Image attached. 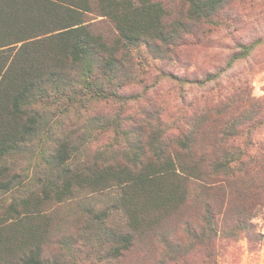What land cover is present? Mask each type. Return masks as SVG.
Wrapping results in <instances>:
<instances>
[{"label": "trees", "instance_id": "obj_1", "mask_svg": "<svg viewBox=\"0 0 264 264\" xmlns=\"http://www.w3.org/2000/svg\"><path fill=\"white\" fill-rule=\"evenodd\" d=\"M184 5L182 13H175L163 0H0V264H51L46 247L54 234L43 207L83 190L109 197L97 220L111 243V259L137 248L145 250L147 259L148 239L156 236L164 242L161 264H219L221 238L239 231L249 232L250 238L251 213L232 203L223 209L208 202L197 225L189 221L171 230L191 183L217 187L225 200L226 186L237 180L236 151L221 156L216 147L214 154L207 147L199 154L192 135L175 148L159 131L140 139L131 163L114 159L91 167L78 161L80 145L61 140L52 149L50 163L56 172L44 196L5 202L19 179L10 162L54 118L122 98L131 48L146 44L162 55L196 26L214 23L225 0H184ZM103 22L112 23L113 36L99 29ZM255 47L244 46L227 66ZM214 179L220 180L217 186L210 183ZM116 215L121 223L113 225L109 221ZM172 232L185 233L187 240H170Z\"/></svg>", "mask_w": 264, "mask_h": 264}, {"label": "rangeland", "instance_id": "obj_2", "mask_svg": "<svg viewBox=\"0 0 264 264\" xmlns=\"http://www.w3.org/2000/svg\"><path fill=\"white\" fill-rule=\"evenodd\" d=\"M163 1L175 13L186 9L184 0ZM98 27L115 34L110 22ZM253 43L256 47L250 55L227 66ZM128 55L122 98L98 101L80 114L54 118L25 151L14 156L10 166L19 179L17 188L5 195L6 205L22 196H44L43 189L56 172L50 163L52 149L61 140L80 145L78 161L91 167L114 159L131 163L140 139L148 140L159 131L175 148L181 146L180 139L192 135L199 154L207 147L212 154L216 147L221 156L236 151L237 180L226 186L225 200L219 188L205 189L199 180L191 183L188 200L171 219V230L189 221L197 225L208 202L223 209L229 203L240 205L251 213L250 238L247 231L221 238L219 264H264V0H225L214 23H202L183 34L171 50L161 55L140 44ZM147 151L156 150L147 145ZM218 182L210 180L214 186ZM108 205V196L83 190L43 207L54 234L46 247L51 264H161L164 242L156 236L148 239L147 259L140 248L110 258L111 243L97 220V213ZM111 220L113 225L121 223L119 215ZM184 234L172 232L170 240L186 241Z\"/></svg>", "mask_w": 264, "mask_h": 264}]
</instances>
